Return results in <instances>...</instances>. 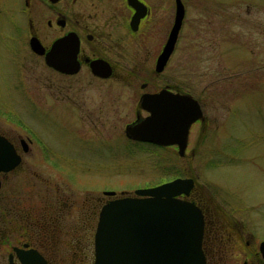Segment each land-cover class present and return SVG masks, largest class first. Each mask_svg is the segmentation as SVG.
Segmentation results:
<instances>
[{"label":"flooded vegetation","instance_id":"1","mask_svg":"<svg viewBox=\"0 0 264 264\" xmlns=\"http://www.w3.org/2000/svg\"><path fill=\"white\" fill-rule=\"evenodd\" d=\"M137 1L145 16L135 23L138 9L130 0H20V3L24 2L20 13L27 24L24 43L30 58L38 64L35 66L48 73L47 86L58 92L61 90L65 101L62 106H68L73 115L79 110L81 120L97 127L95 134L91 132L86 136L80 120L78 137L81 141L93 145L96 155L104 156L105 151V155L113 159L119 155L115 146L120 138L113 133L117 129L120 95L122 98L125 96V103L120 104L130 106V114H125V117L130 116L126 127H136L152 116L142 107L144 95L168 91L191 96L198 101L179 82L171 81L172 78L180 79L182 75L181 33L187 13L186 2L180 0L185 8V19L178 40L163 70L158 71V60L174 25L178 0ZM168 4L170 10L174 8L170 27H167L166 20ZM219 11L213 2L209 14L218 15ZM226 11L223 8V19L229 22ZM32 38L39 41L44 54L31 49ZM49 53L56 60L75 57L78 70L66 73L48 65L46 55ZM138 82H141L140 89L137 88ZM89 91H96V100L87 95ZM226 107L203 106L200 103L202 118L191 125L183 153H180L178 145L164 146L129 137L126 128L124 141L129 149L123 152L130 157L146 152L130 149L134 146L149 148L147 153L150 155L171 153L182 159H191L193 169L198 172V158L225 157V151L221 149L225 147L224 141L220 145L219 140L225 135L222 126L229 116ZM16 127L0 126V136L7 142L5 152L8 150L14 157L20 158L18 166L0 173V264H22L16 248L36 251L46 264H88L89 261L92 264L100 211L107 202L121 195L108 196L105 193L112 191L102 192L97 204L89 208V216L84 203L85 223L77 228L64 227L66 224L70 227L71 218L74 219L72 213L77 206L75 200L64 198L58 189L55 196L48 199L40 198L37 193L36 206L30 211L24 209L20 192L9 182L23 168L24 160L31 155L36 159L38 151L34 149V140L24 136ZM95 158L98 159L97 156ZM35 166L37 162L31 163L33 175ZM182 179L194 182L190 195H181L179 199L193 203L202 213V250L206 264H264L261 246L264 240L256 235L251 221L240 213L245 203L233 206V193L224 194L230 199L219 201L197 174ZM59 234L67 235L69 242L64 243L67 249L56 260L54 256L61 247L55 245L54 238ZM70 254L73 255L72 260L67 257Z\"/></svg>","mask_w":264,"mask_h":264},{"label":"rangeland","instance_id":"2","mask_svg":"<svg viewBox=\"0 0 264 264\" xmlns=\"http://www.w3.org/2000/svg\"><path fill=\"white\" fill-rule=\"evenodd\" d=\"M184 1L187 13L181 33L182 75L171 81L192 92L203 106H227L229 115L223 121L225 135L219 140L220 145L224 141L221 149L225 157L198 158V172L191 159L171 153L150 155L149 148L134 146L130 149L146 152L132 157L123 152L129 149L124 135L130 106L120 104L125 103L121 95L113 133L120 138L115 146L119 155L114 159L105 151L104 156L96 155L94 146L78 137L80 111L73 115L68 106H62L65 101L61 90L47 86L48 73L35 66L38 64L25 49L27 24L20 13L24 2L0 0V126H17L34 140L38 151L36 159L31 155L24 160L23 168L9 182L20 192L24 209L30 211L36 206L37 193L48 199L58 189L77 206L70 227H64L77 228L85 223L84 203L89 216V208L106 190L133 195L140 189L197 174L219 201L230 199L226 196L233 193V206L245 203L240 213L264 240V0ZM213 2L220 10L214 16L209 14ZM169 7L167 27L173 22L174 8ZM223 8L229 22L223 19ZM91 91L87 95L96 100V91ZM81 129L89 136L97 127L81 120ZM36 162L33 175L31 163ZM56 236L55 245L61 247L54 256L57 260L67 249L64 243L69 237ZM67 257L73 259L72 254Z\"/></svg>","mask_w":264,"mask_h":264},{"label":"water","instance_id":"3","mask_svg":"<svg viewBox=\"0 0 264 264\" xmlns=\"http://www.w3.org/2000/svg\"><path fill=\"white\" fill-rule=\"evenodd\" d=\"M138 9L135 23L145 16L137 0H130ZM185 19V8L180 0L174 25L159 57L157 70L162 71L178 40ZM31 49L39 54L45 51L39 41L32 38ZM48 65L66 73L78 70L75 57L56 60L46 55ZM142 107L152 116L136 127L127 126L129 137L170 146L178 145L185 151L189 129L202 118L200 103L191 96H180L168 91L157 95H144ZM7 142L0 136V173L9 172L20 164V158L5 152ZM192 179L178 178L152 188L140 189L133 196L122 193L101 209L94 235V261L92 264H206L202 250L203 216L188 201L179 199L190 195ZM1 186V182H0ZM116 192L105 195L115 196ZM264 252V243L261 244ZM22 264H46L34 250L15 249Z\"/></svg>","mask_w":264,"mask_h":264}]
</instances>
